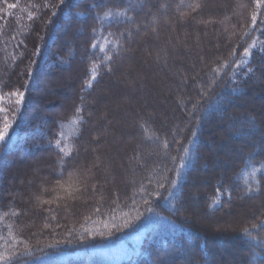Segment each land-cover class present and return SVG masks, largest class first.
<instances>
[{
  "label": "trees",
  "instance_id": "1",
  "mask_svg": "<svg viewBox=\"0 0 264 264\" xmlns=\"http://www.w3.org/2000/svg\"><path fill=\"white\" fill-rule=\"evenodd\" d=\"M172 34L181 43L173 66L182 71L183 92L174 82L170 94L183 125L171 135L147 116L132 119L138 143L131 138L130 145L123 144L125 163L120 157L109 161L103 128L114 133L120 111L111 119L104 113L110 105L106 94L115 79L128 77L140 57ZM97 41L108 46L93 49ZM253 42L251 57H242ZM185 55L194 57L187 62L190 69L179 66ZM6 57L9 71L0 72L5 109L0 130L4 118L9 124L0 141L4 264H225L213 246L218 235L209 232L219 216L223 226L230 224L227 236L240 250L238 260L226 263L264 264V109L245 104L264 81V5L257 8L255 0H0V66ZM243 59L247 63L235 68L233 60ZM94 68L97 79L89 88ZM58 73L68 74L69 92L50 88L43 102L36 95L38 82ZM16 91L25 93L19 105L11 96ZM41 104L48 112L42 117ZM228 142L234 150L230 156L214 153L215 145ZM38 154L33 185H12L14 164ZM212 155H220L225 166L212 167ZM246 228L251 236L243 234Z\"/></svg>",
  "mask_w": 264,
  "mask_h": 264
},
{
  "label": "rangeland",
  "instance_id": "2",
  "mask_svg": "<svg viewBox=\"0 0 264 264\" xmlns=\"http://www.w3.org/2000/svg\"><path fill=\"white\" fill-rule=\"evenodd\" d=\"M220 7H222V9H225V5L223 4ZM20 33L21 31L19 32V34ZM173 34L164 42L158 44V46L156 45L153 50L146 52L143 57H140V61L137 64L136 68L134 69L131 67L128 77H123L122 80L115 79L114 85L116 86L113 90L110 91L109 94H106L110 105L109 107L104 109V113H110L109 118L111 119V115H113L112 112L117 113L116 111H120L117 123H115V125H112V127H115L114 133H110L108 129L106 130L105 128H103V136L104 139L107 140V143L105 142L106 144H104V146L102 147L106 149V158L109 161H117V157H120L122 160L123 157L124 159H126L125 156L127 153L125 154L123 152V144L130 145V141H132L131 138H135V142L137 141L138 143L139 138L138 135L135 134V130H133V124L131 122L132 119L136 121L140 119V116H147L146 118H150L151 120H153V123L156 127L163 130H169V132L171 131V135H174L177 131H180L179 129L181 125H183L181 118L182 114H180V109L176 108V103L172 102L173 94H170V85L172 86L174 82H177L178 92L182 95L183 85L180 83V81H178V76L182 74V71L179 70L178 67L173 66V60H176L174 53L176 51V46L179 47L181 43H179V41L176 42V40L173 39L174 37L172 38V36H174ZM99 45L100 48L104 49L108 46V43L106 41H102L99 42ZM156 53L157 55L159 53V55L163 57L160 58L161 61H158ZM187 53L190 52L187 51ZM187 56L184 58V60L182 59L180 61L179 66L182 67V65H184L190 69L192 68V65L188 64L187 62H194V57H192V60ZM151 60H153L154 63H151ZM127 61L130 60H125V62ZM136 63L137 61H135V64ZM8 66H10V59L7 57L3 58L0 66V72L2 74H6V71H9L7 70ZM184 71L186 74V78L190 79L191 77L188 70ZM68 82L70 81L68 80L67 73H58L55 76L45 77L38 82L40 89L36 92V95H39L41 98L44 97V102L47 99L45 94L46 92L50 91V88H53V90L59 92H66ZM185 84H187V81H185ZM185 87H187V85H185ZM118 88H121V90ZM103 89L104 86L101 87L98 92H96L95 96L98 97ZM256 91V93L254 92L250 97L246 98L245 104H247V106L249 107H255L256 110L259 107H261V109L263 110L264 99L260 98V96L264 97V81ZM48 98L54 99L52 98V96H49ZM47 102L55 103V101L52 100H49ZM41 105L42 107L38 105L37 109L39 111L38 114H40V116L42 117L44 114H48V112L43 108V104ZM135 115L137 116V118L134 119L133 117H135ZM261 121L264 124V118L261 117ZM110 134L112 135V139ZM130 135H132L133 137ZM142 141L144 144L146 143L145 138ZM125 148L126 150L124 151H128V146H126ZM222 151H224L223 153H225L227 156H230L234 152L232 143L228 142L222 145L217 144L214 146L215 154ZM154 152L155 151H151L152 154H154ZM40 157V154L31 158L25 157L22 158L21 162H17V164H14V167L10 170L12 171V185L19 184L21 185L20 187L23 188L24 185H29L30 181V185H33L32 180H36V176L33 175V170L34 167H36V164H38V161H40ZM220 157V155H212V159L211 157L209 158V160H211L210 165L216 168L224 167L225 162L221 161ZM204 180H207V178L200 180V186H202ZM192 203L195 207L193 209H195V211L197 212L196 214L199 215L197 217L202 218L203 212H201L200 207L196 206L197 202L194 200V197ZM193 217H195V215ZM222 220V216H219L216 219L214 218L213 225L215 227H213L209 232L216 233L218 235L217 243L213 244V246L216 248V251L224 256V259L222 258V261L227 264L229 263V261L231 262L232 260L239 259L238 254H240V250L238 247H236V244L233 241L232 237L227 236V234H229V228L227 227L230 224L226 223L225 226H223L222 223L224 222H221ZM209 223L211 222L208 221V224ZM213 256L216 255L213 254ZM226 259L229 261H227Z\"/></svg>",
  "mask_w": 264,
  "mask_h": 264
},
{
  "label": "snow or ice",
  "instance_id": "3",
  "mask_svg": "<svg viewBox=\"0 0 264 264\" xmlns=\"http://www.w3.org/2000/svg\"><path fill=\"white\" fill-rule=\"evenodd\" d=\"M61 2L63 3V0H61ZM255 3H256L257 8H259L262 5H264V0H255ZM7 7L11 9V8H15L16 5L12 4V3H8ZM252 25H253V28H255V26H256V16L255 15H253V17H252ZM245 35H247V34H245ZM92 47H93V49L99 48L100 47L99 42L97 41L96 43H93ZM255 47H256V44H255V42H253L249 47L243 48L242 57H244V58L251 57L252 53H251L250 49L251 48H255ZM101 51H103L102 48H101ZM232 55L234 57L237 55V52H236L235 49L233 50ZM108 59H111V57H108ZM246 63H247V59H243V60H239V61L233 60V64H234L235 68H237V69H239L242 64H246ZM225 67H227V65H225ZM96 79H97V71L94 68L92 70V72H91V78H90V80H89V82L87 84V87L90 88L92 86V81H95ZM24 95H25V93L19 92V91L11 93V96L16 97L15 103L17 105H19V104H21L23 102ZM0 99H2V97H0ZM4 111H5V109L0 107V113H3ZM2 123H3V128H2V130H0V141H4L5 140V136L8 134V130H9V124H8L6 118L3 119ZM57 147H59V141H57ZM59 151L63 152L64 149L63 148H59ZM183 167H184V165L182 164L181 168H183ZM161 187H163V185H161ZM69 195H71V193H69ZM155 195L157 196V199H158L159 196L161 195V193L157 192V193H155ZM167 195L169 197H171L173 195V193L169 192ZM46 203H48V201H46ZM145 203H148V201L146 200ZM149 211L150 212L152 211L151 207L149 208ZM262 226H264V225H262ZM243 234L245 236H251V233L248 231L247 228L244 229V233ZM5 259L6 258L4 256L0 255V264H4Z\"/></svg>",
  "mask_w": 264,
  "mask_h": 264
}]
</instances>
